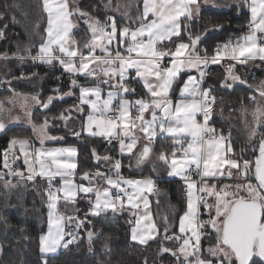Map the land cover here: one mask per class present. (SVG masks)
Returning a JSON list of instances; mask_svg holds the SVG:
<instances>
[{
    "label": "snow or ice",
    "instance_id": "6c2138e0",
    "mask_svg": "<svg viewBox=\"0 0 264 264\" xmlns=\"http://www.w3.org/2000/svg\"><path fill=\"white\" fill-rule=\"evenodd\" d=\"M209 4L215 5V0H115V4L113 0H100L104 9L101 19L93 14L100 11L96 4L85 10L78 0H38L35 8L41 19L46 15V26L43 34L39 31L40 20L33 26V35L40 36L35 54L33 42L23 47L18 44L14 52L0 53V60H17L21 64L27 60L49 65L58 62L70 76L67 92L53 89L58 96L42 99V93L12 89L11 95L0 99V132H7L9 121L24 119L39 142L36 146L32 138H9L2 151L0 184L5 190L29 183L39 189L37 181L47 185L40 193L47 207V230L39 236L42 264H48L49 254L75 244L80 239L79 231L92 223L89 217L107 216L109 212L122 215L125 211L131 226L130 240L143 247L159 241L158 258L169 254L174 264H255L256 257L264 264V79L248 84L236 70L237 66L248 65L264 69V0H229L237 15L248 11L243 26L246 31L216 43L211 52L201 45L210 32L222 31L223 24L206 25L203 30L193 27ZM19 7L5 2L0 6V20H9L8 13ZM81 21L90 39L75 38L74 31ZM19 22L16 15L11 16L10 23ZM8 26L5 23L0 27V39L5 38ZM214 65H224L222 89L234 91L235 86L247 85L252 92V106H242L240 114L254 159L245 158L243 149L237 154L231 136L213 126L217 102L214 93L218 89L204 84ZM77 77H83L84 83ZM14 79L31 80L32 76ZM181 79L183 83L179 84ZM139 83L143 94L135 100L128 99L136 95L132 85ZM5 84L11 88L12 81H0V86ZM178 84L179 93L174 96ZM104 88L106 94H102ZM75 89L79 90L75 104L58 115H45L40 123L34 122V105L48 112L56 99L74 96ZM17 105L23 117L12 115ZM78 119L80 130L69 129V123L75 124ZM57 121H63L74 137L86 134L109 144L118 142L119 155L134 157L138 166L152 158L158 139L170 141L167 147L171 151L162 147L156 160L166 166L169 177L183 181L182 213L169 205L171 215L154 216L150 196L158 195L160 190L153 177H124L122 160L101 156L95 147L91 155L98 166L95 171L80 174V180L87 184L77 183V148L46 146L65 139L51 135ZM21 159L23 168L16 166ZM57 178L59 185L55 183ZM81 200L88 203L83 218L76 207ZM202 210L208 219L201 218ZM7 228L4 220L5 232ZM209 230L214 231L215 242L204 247L203 240L211 239ZM85 232L91 252L100 233L91 229ZM165 242L176 246H166ZM108 248L105 239L102 251ZM3 251L0 240V254ZM144 264H148L147 259Z\"/></svg>",
    "mask_w": 264,
    "mask_h": 264
},
{
    "label": "trees",
    "instance_id": "16d2710c",
    "mask_svg": "<svg viewBox=\"0 0 264 264\" xmlns=\"http://www.w3.org/2000/svg\"><path fill=\"white\" fill-rule=\"evenodd\" d=\"M5 2L17 3L20 7L8 13L9 20H0V27H3L5 23L9 24L5 38L0 39V53L5 51L11 53L16 50L18 44L23 47V45L33 42L35 47L32 51L35 54V50L40 43V36L33 35V26L37 20H40L41 27L39 31L40 34H43V28L46 25V15L41 19L38 10L35 8L38 0H0V6ZM215 2H218L220 7L215 8L207 5L200 16L199 22L193 25L194 28L203 30L206 25L223 24L222 31L210 32L203 42L202 46L208 47L209 52H211L216 43L222 42L230 35H240L242 31H246L243 26L249 17L247 10L237 15L236 7L229 6V0H215ZM78 3L85 10L91 9L92 5L89 0H78ZM96 5H99L100 11L93 14L101 17L104 11L103 6L100 5V2ZM25 14H27V19H25ZM12 15H16L17 20L20 22L16 24L10 23ZM74 33L83 40L87 36L85 25L82 23ZM5 66L7 72L5 78L11 80L12 84L11 88H8L7 85L0 86V96L10 95L12 89H14L21 93H42L41 98L46 99L49 95L58 96L57 93L53 92V89L60 88L62 92L68 91L70 76L59 67L57 62L49 65L33 63L31 60H27L21 64L17 60H10L5 61ZM242 69L243 67L237 66V73L242 77L243 73L246 72L248 80H245H247L248 84H252V80L256 82L255 79L263 73L260 67L254 65H251V69L245 72ZM223 72L224 66L222 65L210 66L205 83L207 87L213 86L218 89L215 93L217 95V102L215 105L216 114L212 121L213 126L217 129L228 131L232 140L236 139L238 142L247 143V133L242 125L240 109L242 106L249 107L248 105L251 102L249 96L252 92L247 88V85L235 86L234 91L222 89L220 87V80L223 78ZM33 74L36 75L33 76ZM21 75L32 76V79H14ZM132 86L136 88V95H129V97L141 96L143 94L141 90H138L140 89L139 84H133ZM76 100V95L65 97L63 100L56 99L50 105L48 112L42 111L39 106L34 107L33 120L40 122L45 115H58L62 109L75 104ZM13 135L22 138H32L31 127L21 124L11 125L8 126L7 132H0V168L3 165L2 151L8 146L9 138ZM51 135L63 136L65 139L50 143L76 145L78 151L77 163L79 166L76 175L77 182H81L80 174L84 170L93 171L97 166V162L94 161L91 155L93 147L98 150V154L101 156L107 154L115 158L118 155L117 146L114 143L106 144L103 138L89 137L87 135L81 138L74 137L71 131L65 129L63 121H57L56 126L51 129ZM166 142V146L164 147L160 143H165V140L158 139L155 142L154 150L159 153L161 148L164 147L168 151L167 145L170 141ZM110 148L114 150L109 152L108 149ZM234 148H236V144H234ZM241 149L245 150L248 148L243 147ZM119 157L123 165L121 174L127 177L152 176L156 181V186L160 190L159 194L152 195L150 198L154 216L156 213H159L160 217L171 215L172 209L169 205L176 206V212L182 213L185 207V190L181 179L168 178L165 172H152L149 167L128 170L125 163V159L128 156ZM17 165L23 168L20 161ZM37 184L39 185V189L29 183L26 186L22 185L19 188L11 190H5L2 184H0V217H3L8 222V228L5 232L4 220H0V240H3L4 246L3 254H0V264H42L39 253V236L41 232L46 231L47 207L40 193L47 185L41 184L40 181H37ZM157 200L159 201V205H157ZM76 207L80 209L77 214L83 218L84 213L88 210L87 201L81 200ZM61 210H63L62 205ZM89 219L92 223L85 224V228L79 231L80 239L75 244L69 246L68 249L61 248L56 254H49L47 257L48 264H99V261H105V264H144L145 259H147L148 264H174V259L169 254L157 257L159 241L150 242L148 247H143L130 240L131 226L126 222L128 220L127 211L122 215L117 214L113 216L109 212L107 216H100L98 218L89 217ZM175 219L176 230L178 231V215ZM21 228L24 229L23 233L21 232ZM86 229L100 233L98 238L93 242V251L91 252L89 251ZM160 231L162 234L163 229L161 228ZM209 233L211 239L203 240L204 247L215 242L214 231L209 230ZM5 236L6 239H4ZM105 239L109 243L107 252L102 251V244ZM17 240H19V243H17ZM165 244L169 247L176 246L169 242H165ZM253 261L255 264H261L259 258L254 257ZM250 264H253V262H250Z\"/></svg>",
    "mask_w": 264,
    "mask_h": 264
},
{
    "label": "rangeland",
    "instance_id": "374dc122",
    "mask_svg": "<svg viewBox=\"0 0 264 264\" xmlns=\"http://www.w3.org/2000/svg\"><path fill=\"white\" fill-rule=\"evenodd\" d=\"M90 1V4L91 5H93L95 2H96V4L97 3H99L100 2V0H94V1H92V0H89ZM113 4H115V0H113ZM210 6H212V7H215V8H217V7H220V4L218 3V2H215V5H212V4H209ZM109 14H111V13H109ZM103 17H104V11L102 12V16L100 17L101 19H103ZM82 25V21L80 22V26ZM0 66H2V68H6V66H5V61H2V60H0ZM5 66V67H4ZM1 68V69H2ZM250 70L251 69V65H248L247 67H243V69H242V71H246V70ZM261 70H262V75L260 76V77H258V78H256L255 80H256V82H258L259 80H261V79H264V69H262L261 68ZM6 73L7 72H1L0 73V76H1V79H0V81H7V79L5 78L6 77ZM244 75H242V78L243 79H247L248 80V78H247V76H248V74H247V76H246V72L245 73H243ZM253 82L252 83H255L254 82V80H252ZM6 85V84H5ZM207 87V86H206ZM9 95V94H8ZM8 95H1L0 96V99H3L5 96H8ZM11 95V94H10ZM251 101V100H250ZM6 103V102H5ZM6 106L7 107H12L11 105H7L6 104ZM249 106V108L252 106V102H250V104L248 105ZM34 107H37L36 105H34L33 106V109H34ZM12 115L13 116H21V117H23V112L20 110V108H19V105H17L14 109H13V112H12ZM247 119L250 121L251 120V116L249 115L248 117H247ZM34 122H36V123H40V122H42V121H40V122H38V121H35L34 120ZM244 117H242V125L244 126ZM14 124H21V125H26V126H29V127H31V125L30 124H28L27 123V121L26 120H24V119H21L20 121H18V122H11V121H9V123H8V126L9 125H14ZM31 132H32V127H31ZM231 136V135H230ZM32 139H34V137H33V133H32ZM35 140V139H34ZM35 141H37V140H35ZM233 142H234V144H236V148H235V151H236V153L237 154H240L241 153V148H245V146H243V145H247V148L248 149H245L244 151H243V153H245V154H248L249 153V148H250V146H252L249 142H247V143H241V142H238V141H236V139H233L232 140ZM166 141H165V143H160V144H163V146L165 147L166 146ZM168 151H170V150H168ZM156 155H158V153L154 150V152H153V156H152V158L150 159V160H147V161H145L143 164H141V165H137L136 164V161H135V158L133 157V158H129V156L125 159V163H126V167H127V169L128 170H130V169H135V168H139V167H149L151 170H152V172H159V173H162V172H165V173H168V169L166 168V166L162 163V162H159V161H157L156 160ZM115 159H120V157L119 156H117V157H115ZM95 161V160H94ZM96 162V161H95ZM98 166V165H97ZM96 166V167H97ZM100 168H102V167H104V162L103 161H101L100 162ZM154 169H155V171H154ZM96 170V168L93 170V171H95ZM123 176H126V175H124V174H122ZM127 177V176H126ZM172 178H178V177H172ZM225 182H228V181H225ZM78 183V182H77ZM93 199H94V197H93ZM85 201H87V200H85ZM62 205V204H61ZM62 207H63V205H62ZM202 213H203V210H202ZM202 219H208V215L206 214V213H203L202 214V217H201Z\"/></svg>",
    "mask_w": 264,
    "mask_h": 264
},
{
    "label": "crops",
    "instance_id": "0c3cea01",
    "mask_svg": "<svg viewBox=\"0 0 264 264\" xmlns=\"http://www.w3.org/2000/svg\"><path fill=\"white\" fill-rule=\"evenodd\" d=\"M46 26V25H45ZM85 28H86V26H85ZM86 31H87V29H86ZM75 32V31H74ZM74 36H75V38L77 39V40H82L81 38H79L80 36H76V34L74 33ZM78 37V38H77ZM86 38H88V39H90V34H88L87 33V36L86 37H84L83 39H86ZM39 47V46H38ZM99 54V53H98ZM57 64L59 65V63L57 62ZM5 67V66H4ZM59 67H61L60 65H59ZM2 66H0V73L1 72H6V68H2ZM62 68V67H61ZM62 70H63V68H62ZM64 71V70H63ZM134 72H132V75L134 76ZM192 74H194V73H192ZM1 77V76H0ZM79 80H80V82L81 83H84V78L83 77H77ZM184 78H186V75L184 76ZM183 83V79H181V81H180V83L179 84H182ZM139 87H140V89H138V90H141L142 92H143V88H142V83H139ZM86 86H92V85H86ZM204 87H206V85L204 84ZM75 91V95H76V97H77V100H76V102L78 101V96H79V90L78 89H75L74 90ZM106 92H107V88H104V92L102 93V94H106ZM178 93H179V85L176 87V92L173 94L174 96H178ZM140 96V95H139ZM139 96H133V97H127L128 99H130V100H135L136 98H139ZM75 102V103H76ZM87 114V108L85 107V115ZM82 119V118H81ZM202 119V118H201ZM64 124V123H63ZM14 125H18V124H14ZM9 126H11V125H9ZM69 129H71V128H73V127H75V129H77V131H79L80 130V120L78 119L76 122H75V124H72V123H69ZM86 135V134H85ZM33 142H34V144L36 145V146H39V142L38 141H35L34 139H33ZM113 143L117 146V156H120L119 155V145H118V142H116V141H113ZM46 146L47 147H63V146H74V147H76V145H72V144H53V143H50V142H48L47 144H46ZM143 146V142L141 141V143H140V147H142ZM77 148V147H76ZM168 150H170L171 151V149L170 148H168ZM124 156H128V155H124ZM77 159V158H76ZM20 163L23 165V161H22V159L20 160ZM101 170L103 171V170H105V166L104 167H102L101 168ZM166 176L168 177V178H172V177H169L168 176V173H166ZM124 177H126V176H124ZM147 177V176H146ZM126 178H142V177H126ZM177 179H180V178H177ZM81 182H83V183H85V184H87V181H81ZM57 185H59V178H57V180H56V182H55ZM78 183H80V182H78ZM150 198H151V196H150ZM151 200V199H150ZM46 230H47V227H46Z\"/></svg>",
    "mask_w": 264,
    "mask_h": 264
},
{
    "label": "built area",
    "instance_id": "2783aa9c",
    "mask_svg": "<svg viewBox=\"0 0 264 264\" xmlns=\"http://www.w3.org/2000/svg\"><path fill=\"white\" fill-rule=\"evenodd\" d=\"M227 39V38H226ZM225 40V39H224ZM223 40V41H224ZM222 41V42H223ZM201 47H203L202 45H201ZM222 66H224V65H222ZM215 94V93H214ZM219 130V129H218ZM224 132V134H225V136H228L229 135V132L227 131H223ZM106 142V144H109L107 141H105ZM243 155H244V157L245 158H248V159H254V156L252 155V146H250V148H249V153L248 154H245V153H243ZM17 167H18V165H16Z\"/></svg>",
    "mask_w": 264,
    "mask_h": 264
}]
</instances>
